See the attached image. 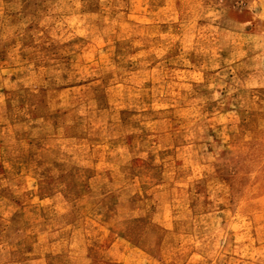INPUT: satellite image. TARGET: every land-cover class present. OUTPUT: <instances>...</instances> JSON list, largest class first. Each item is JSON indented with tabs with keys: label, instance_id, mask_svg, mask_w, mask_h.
<instances>
[{
	"label": "rangeland",
	"instance_id": "rangeland-1",
	"mask_svg": "<svg viewBox=\"0 0 264 264\" xmlns=\"http://www.w3.org/2000/svg\"><path fill=\"white\" fill-rule=\"evenodd\" d=\"M0 264H264V0H0Z\"/></svg>",
	"mask_w": 264,
	"mask_h": 264
}]
</instances>
